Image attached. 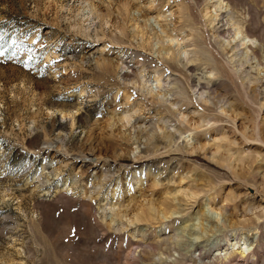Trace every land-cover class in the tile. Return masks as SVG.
Here are the masks:
<instances>
[{"label":"rangeland","instance_id":"374dc122","mask_svg":"<svg viewBox=\"0 0 264 264\" xmlns=\"http://www.w3.org/2000/svg\"><path fill=\"white\" fill-rule=\"evenodd\" d=\"M222 1L0 0V264H264V0Z\"/></svg>","mask_w":264,"mask_h":264},{"label":"bare ground","instance_id":"6f19581e","mask_svg":"<svg viewBox=\"0 0 264 264\" xmlns=\"http://www.w3.org/2000/svg\"><path fill=\"white\" fill-rule=\"evenodd\" d=\"M226 7V5L225 6H223V1L222 0H217V4L216 5H214V16H215V18H217L219 15H216V12L218 11L217 9H222V8H225ZM221 11V10H220ZM211 16V15H210ZM217 16V17H216ZM235 25V24H234ZM237 28H239V27H237ZM234 32V31H233ZM239 33H241L240 32V30L239 29H236L235 30V32H234V36L235 35H237V34H239ZM235 39H236V37H233L232 38V40L233 41H235ZM247 39H249V40H252L251 38H248L247 36H245L244 35V37H243V39L241 40V41H239V45L240 46H246L247 44H248V42H246L245 40H247ZM170 41H173L172 39H169ZM227 45H231V42H227ZM237 47V43H235L233 46H232V48H236ZM231 48V47H230ZM246 48H248V49H250L249 48V45H247L246 46ZM237 49V48H236ZM239 52V51H238ZM184 55H186L187 54V52L186 51H183L182 52ZM242 53V52H241ZM239 54V53H238ZM237 55V54H236ZM238 56V55H237ZM246 57H247V55H246ZM251 57H252V55H251ZM254 59H255V57H254ZM194 60H196V59H190V58H187L186 59V62L187 63H189V62H192V61H194ZM241 62V61H240ZM243 63V62H242ZM251 64V63H250ZM236 65H237V63H236ZM256 65V64H255ZM240 66H242L241 65V63H240ZM237 67V66H236ZM212 71H214V69H212ZM209 72V74L211 75L213 72ZM244 73V72H243ZM124 76H125V74H123ZM128 77V76H127ZM159 79L157 78L156 79V82L157 83H159ZM244 81V80H243ZM257 81H259L258 79H257ZM247 82V81H246ZM252 82V81H251ZM257 85V84H256ZM203 89V88H202ZM200 90H201V88H200ZM204 90V89H203ZM201 92H202V90H201ZM202 95H203V92L202 93H200L199 94V96H201L202 97ZM207 101V100H206ZM222 102V101H221ZM64 118V116H62L61 117V119H63ZM209 122V121H208ZM132 222H130V224H131ZM224 245H228V246H230L238 255H239V257L240 258H245V257H247L248 255H249V251L251 250L250 249V247L249 246H251V245H249L248 244V242L244 239V238H240V239H236V238H234V239H232V240H230V241H228L227 242V244H224ZM223 247V246H222ZM228 249V248H227ZM226 250V249H225ZM221 251V250H220ZM233 251V252H234Z\"/></svg>","mask_w":264,"mask_h":264}]
</instances>
